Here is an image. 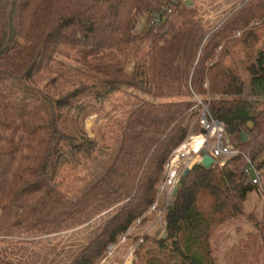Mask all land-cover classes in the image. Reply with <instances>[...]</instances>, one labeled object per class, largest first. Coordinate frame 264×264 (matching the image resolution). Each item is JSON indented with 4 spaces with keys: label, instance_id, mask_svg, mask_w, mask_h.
Listing matches in <instances>:
<instances>
[{
    "label": "trees",
    "instance_id": "16d2710c",
    "mask_svg": "<svg viewBox=\"0 0 264 264\" xmlns=\"http://www.w3.org/2000/svg\"><path fill=\"white\" fill-rule=\"evenodd\" d=\"M239 1L208 30L195 0H0V241L10 247L0 264H100L155 203L169 157L202 110L195 96L240 154L223 167H193L164 213L167 236L154 241L182 264H214L215 230L240 219L251 194L264 199V51L252 60L264 0ZM238 48L247 52L248 94L233 61ZM55 55L86 69L59 91L51 87L63 75L40 79L55 73ZM122 92L137 105L114 150L91 138L85 121ZM246 157L260 185L244 173ZM87 163L94 169L78 190L63 189L61 173ZM254 227L264 249V202ZM64 235L78 249L60 241L52 258L15 256Z\"/></svg>",
    "mask_w": 264,
    "mask_h": 264
},
{
    "label": "rangeland",
    "instance_id": "374dc122",
    "mask_svg": "<svg viewBox=\"0 0 264 264\" xmlns=\"http://www.w3.org/2000/svg\"><path fill=\"white\" fill-rule=\"evenodd\" d=\"M239 3V0H195V4L199 7L200 14L207 24L208 30L218 27L228 13L234 7L238 6ZM145 25L146 23L143 20L141 29L145 27ZM238 35L240 36L241 33H238ZM258 42L256 48L252 51V60L256 59L258 51H264V28L259 31ZM144 48L145 45H142L141 49ZM246 55V51L238 48L235 50L233 61L234 65L239 69L240 74L244 77L246 93L248 94L251 81L250 75L247 73L244 74L243 71H241L242 68H244L243 64ZM55 57L57 61V64L53 66L55 73L50 75V73L46 71L43 75L44 77H40V79L43 81L41 85L44 86L47 82L51 83L53 78L63 75L65 80L57 82L56 85L51 87L52 90L55 88L59 91L69 88L71 85L68 83L71 78H78L86 69L74 59H67L58 55H55ZM135 64V57H128L126 64L127 71L132 72ZM198 98L201 101L204 100L203 98ZM260 99H262L261 102H263L264 97ZM136 105L137 102L132 94L129 95L122 92L112 95L105 101L103 109L86 119L85 126L90 137L97 139L102 145H108L116 150V143L121 139L122 128L126 118ZM262 107H264V104ZM196 120L197 116L191 121V134L198 133L199 127ZM93 169L94 166L91 163H87L84 167L82 165L77 170L67 169L63 171L59 179L62 188L73 192L77 191L82 183L85 182L84 178L88 177L93 172ZM173 201L174 199H171L168 203H172ZM156 202V207L152 206L146 216L135 223L119 244L110 248L107 256L100 264H125L130 256H133V264H182V259H180L179 254L173 252L171 246L166 249H160L158 244L154 241H158L167 236L166 224L163 217L166 211L164 207L167 204V197L158 192L155 203ZM263 202L264 199L261 195L256 193L251 194L246 203L245 214L237 221L226 223L215 230V234L212 236L207 246L209 254L207 263L210 262V259L214 264H264V249L254 227L255 222L262 220ZM110 216L111 214L99 220L96 226L93 227V230L95 232L96 230H100ZM133 234H138L139 238L137 241L127 238V236ZM64 236L63 239L54 238L50 243V240L48 242L45 241L43 247L40 245L38 247H31L27 252L28 256H24L26 249L22 251L19 250L21 253L17 252L15 256L17 258L24 257L26 260L30 259L29 257L31 254L37 252L40 253L42 257H45L49 252H52V247H57L60 241L63 242L61 246L59 245L60 247H64L65 245V247L68 248L67 244H70L74 249H78V246H73V243H75L73 239L70 238L67 241L65 238L68 236ZM145 239L146 242H144ZM80 240L81 238L79 237V241ZM8 249H10L9 244L0 241V253L3 254L8 251ZM139 251L140 256L136 255ZM202 251L206 254V249L202 248ZM50 254L51 253L48 255ZM55 255L56 253L50 255V258Z\"/></svg>",
    "mask_w": 264,
    "mask_h": 264
},
{
    "label": "built area",
    "instance_id": "2783aa9c",
    "mask_svg": "<svg viewBox=\"0 0 264 264\" xmlns=\"http://www.w3.org/2000/svg\"><path fill=\"white\" fill-rule=\"evenodd\" d=\"M195 99L202 105V110L196 120L199 131L196 134H191V122H189V136L172 152L166 163L164 178L158 187L159 194L167 197L164 210L171 203L168 202L174 199V191L178 187L184 171L192 166L200 165L204 155H211L215 159V165L223 167L231 158L240 154L239 150L232 149L227 144L225 124L212 118L209 113L210 104H203L197 96H195ZM246 161L247 165L243 169L244 173L249 177L252 184L260 185L261 176L251 158L246 157ZM156 205L157 202L153 204V207H156Z\"/></svg>",
    "mask_w": 264,
    "mask_h": 264
},
{
    "label": "water",
    "instance_id": "95a60500",
    "mask_svg": "<svg viewBox=\"0 0 264 264\" xmlns=\"http://www.w3.org/2000/svg\"><path fill=\"white\" fill-rule=\"evenodd\" d=\"M249 127H252L251 123L249 124ZM203 133H205V132L203 131ZM240 134H241V138L240 139H241L242 142L248 141V136H247V134L245 132L241 131ZM227 144H229L232 149L234 148V146L231 144V141L229 139H227ZM200 165L202 167H204L205 169H207V170L211 169L212 167L215 166V159L211 155H204L203 159L200 162ZM192 169H193V166L191 168L186 169L184 171L183 176H182V178H181V180L179 182V185L174 191V194H173L174 196L177 194L178 189L181 186L183 180L188 176V174L190 173V171ZM133 261H134L133 256H130L126 260L125 264H133Z\"/></svg>",
    "mask_w": 264,
    "mask_h": 264
},
{
    "label": "crops",
    "instance_id": "0c3cea01",
    "mask_svg": "<svg viewBox=\"0 0 264 264\" xmlns=\"http://www.w3.org/2000/svg\"><path fill=\"white\" fill-rule=\"evenodd\" d=\"M240 135V138H241V134H239Z\"/></svg>",
    "mask_w": 264,
    "mask_h": 264
}]
</instances>
